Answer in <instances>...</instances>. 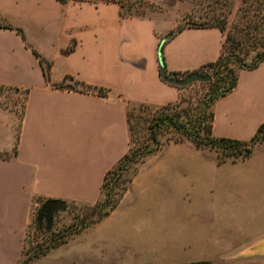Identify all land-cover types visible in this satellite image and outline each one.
<instances>
[{
    "label": "crops",
    "instance_id": "obj_1",
    "mask_svg": "<svg viewBox=\"0 0 264 264\" xmlns=\"http://www.w3.org/2000/svg\"><path fill=\"white\" fill-rule=\"evenodd\" d=\"M43 1L76 20L85 9L89 15L81 24L49 25L44 6L36 3L27 13L22 2L19 12L33 24L22 28L26 39L0 28L24 55H0V264H20L26 231L46 200H101L105 175L128 152L130 104L159 107L180 93L160 77L157 44L173 27L160 14L122 17L116 2ZM125 25L144 29L147 39L135 41L134 34L125 46L112 42ZM48 34L56 40L42 42ZM222 42L216 27L179 29L162 46L167 72L216 61ZM213 111L215 136L248 141L264 122V61L240 70L237 85ZM239 163L245 167L232 174L238 195L229 212L217 204L230 233L210 241L201 221L193 228L181 187L165 194L151 188L156 198L147 199L138 186L129 199L140 168L108 214L84 222L29 264H188L215 257L226 261L212 264H264V151L230 164Z\"/></svg>",
    "mask_w": 264,
    "mask_h": 264
},
{
    "label": "rangeland",
    "instance_id": "obj_2",
    "mask_svg": "<svg viewBox=\"0 0 264 264\" xmlns=\"http://www.w3.org/2000/svg\"><path fill=\"white\" fill-rule=\"evenodd\" d=\"M68 1V0H67ZM78 2H116L120 7V12L126 17L134 15H150L151 13L160 14L158 17L171 23L173 26L170 33L193 25L210 24L215 20L225 18L228 27L241 28L249 19L256 21L260 25L261 33H264V0H75ZM20 2V3H19ZM27 5L25 12L32 11L36 3L45 8L44 23L49 25H69L83 23L89 15L87 9L83 10L73 19L71 13L65 14L59 12V8L43 0H0V21L7 23L12 30L16 27L21 30L32 29V20L28 18L27 13L19 12V4ZM22 11V10H21ZM76 20V21H75ZM75 21V22H74ZM16 32V31H15ZM23 32V30H22ZM17 33V32H16ZM167 33V34H170ZM18 34V33H17ZM26 39V35L23 32ZM136 36L135 41H145L147 35L144 29L134 28V26H123L117 39L113 38L112 42L127 45V40L132 41V36ZM166 34V35H167ZM20 37L21 35L18 34ZM165 35V36H166ZM18 36V37H19ZM22 38V37H21ZM42 42L47 40H56L55 35L39 37ZM19 39V38H18ZM15 41L10 34L0 35V42L5 44V48H0V55H6V58L14 56L24 58V55L15 46ZM124 41V42H123ZM129 41V40H128ZM160 41V40H159ZM158 41V43H159ZM27 43L30 44L29 41ZM14 46V47H13ZM71 48V47H70ZM158 48V44H157ZM15 49V52L13 50ZM34 50H36L34 48ZM67 50V49H65ZM253 54L246 59L250 63ZM185 74L178 75L183 78ZM179 96L189 94L203 95L209 89L207 85L201 84L200 81L191 83L179 88ZM24 97H18L20 100L19 108L22 110ZM139 104H130L129 116V148L126 157L121 163L106 177V186L102 190V198L94 205H85L77 203H67L64 209L56 211L51 220L49 228H46L45 219L41 224L38 223L39 209L34 213L33 221L26 231V250L25 255L31 254L39 245L47 246L48 243L56 244L63 239L72 230H77L84 222H89L96 217L102 216L114 207L122 195L123 189L129 185L130 180L134 177L140 168H143L140 176L131 185L132 199L137 192L138 186H143L146 192V198L152 199L154 193L151 188L156 187L160 194L170 191V188H179L183 194V200L188 202L190 208V219L194 228L193 221H201V231H204L208 239L213 240L217 235L230 233V224L222 222L218 203L223 206V210L229 212L230 202L238 194L233 193L231 189L232 174L241 168L244 164H230L240 160L226 159L224 166L218 164L220 154L215 148L197 147L192 140L186 137L182 130L168 129L156 134L155 139L147 128L148 122L146 117H152L155 106L149 105L148 109H140ZM186 103L181 104L176 109L181 110ZM18 108V109H19ZM196 113V110H193ZM181 119L185 120L183 112ZM174 139H181L182 142L176 143ZM184 143V144H182ZM177 144H182L178 146ZM263 150L264 142L254 146L253 152ZM185 152V155L182 153ZM252 152V153H253ZM150 189V190H149ZM153 191V190H152ZM235 197V198H236ZM200 202H205L200 206ZM37 220V221H36ZM204 228V229H203ZM219 236V237H220ZM217 261H214L215 259ZM223 258V259H221ZM215 257L212 262L226 261L224 257ZM229 260V259H228ZM201 264H212L210 260L200 261Z\"/></svg>",
    "mask_w": 264,
    "mask_h": 264
},
{
    "label": "trees",
    "instance_id": "obj_3",
    "mask_svg": "<svg viewBox=\"0 0 264 264\" xmlns=\"http://www.w3.org/2000/svg\"><path fill=\"white\" fill-rule=\"evenodd\" d=\"M58 1L60 3L67 2V0ZM120 16L126 17L122 15L121 12ZM189 27H216L223 35L222 48L217 60L214 62H207L198 69L193 70L211 76L209 81L200 82L201 84L207 85L209 90L203 95L196 93L184 96L180 95L174 102L167 103L154 109L152 117H146L149 133L152 135V139H155L156 134L162 130L165 131L169 128L182 130L185 132L186 137L192 140L197 147L215 148L220 154L218 164L224 163L228 158H232V160H244L251 156L256 144L264 142V122L258 126L255 134L248 141H241L229 137H217L212 132L214 120L213 106L216 100L227 95L237 85L240 70H252L264 61V33H261L260 25H258L256 21H253V19L247 20L241 28L236 26L228 27L225 18L220 20L217 19L210 24H201L200 26L193 25ZM0 28L13 29V27L2 21H0ZM15 31L25 40L24 34L20 28H16ZM177 31L172 33V36H174ZM70 50L69 48V51ZM32 51L39 59L40 63L43 64L44 59L41 55L34 49H32ZM251 53H254L253 59L248 63L246 59ZM162 59L165 64L163 48ZM189 72L191 71L175 73L177 75H186ZM44 74H46L45 70ZM179 88L180 87H178V89ZM183 103H186V106L181 110H177L176 108ZM138 106L140 109L150 108L149 104L145 103H140ZM130 108L131 107H129L127 111L128 125ZM193 110H196V113H193ZM181 112H183L185 120L181 119ZM174 142L180 143L182 140L174 139ZM126 156L125 154L117 165L121 163ZM114 167L105 175L102 190H104L106 186L105 180L107 175ZM125 189L126 187L123 189L122 193ZM106 214H108V212ZM37 216L38 213L36 218ZM53 245L52 243L44 247L39 245L31 254L24 256L20 264H29L30 260L45 253ZM188 264H201V262Z\"/></svg>",
    "mask_w": 264,
    "mask_h": 264
},
{
    "label": "water",
    "instance_id": "obj_4",
    "mask_svg": "<svg viewBox=\"0 0 264 264\" xmlns=\"http://www.w3.org/2000/svg\"><path fill=\"white\" fill-rule=\"evenodd\" d=\"M179 30V29H178ZM174 33V32H173ZM172 37V33L162 37L158 43V64L160 77L174 86L182 87L189 85L194 82H206L211 79L209 74L200 73L197 71H191L187 73L183 78L178 77L175 72H167L166 66L162 59V46L164 42ZM65 202L59 199H48L40 207L38 213V223L41 224L42 220L45 219L46 228L50 227L53 214L59 209H64Z\"/></svg>",
    "mask_w": 264,
    "mask_h": 264
}]
</instances>
